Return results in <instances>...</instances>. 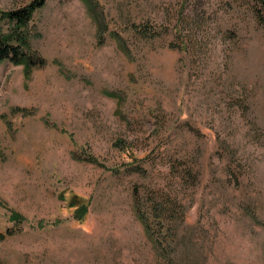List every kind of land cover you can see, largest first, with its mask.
<instances>
[{
  "label": "rangeland",
  "instance_id": "374dc122",
  "mask_svg": "<svg viewBox=\"0 0 264 264\" xmlns=\"http://www.w3.org/2000/svg\"><path fill=\"white\" fill-rule=\"evenodd\" d=\"M32 1L0 0V13ZM255 10L47 0L30 24L44 66L0 63V264H264ZM136 196L151 220L164 212L154 237Z\"/></svg>",
  "mask_w": 264,
  "mask_h": 264
},
{
  "label": "trees",
  "instance_id": "16d2710c",
  "mask_svg": "<svg viewBox=\"0 0 264 264\" xmlns=\"http://www.w3.org/2000/svg\"><path fill=\"white\" fill-rule=\"evenodd\" d=\"M254 2L256 3L254 17H256L257 24L264 28V0H254ZM46 3L47 0H33L26 7L0 13V63L8 61L15 66L24 65L29 72L34 67L44 66L45 60L40 55L32 56V53H30L32 40L30 37V24L33 22L35 14L41 11L46 6ZM144 35L148 36L149 34L144 33ZM135 199L138 219L143 222L147 234L150 237H154L155 235H152L154 220L162 221L161 223L163 224L165 222L164 212L156 210L154 220H151V217L147 216L146 211L142 208L141 197L136 196ZM72 206L76 209L74 219L77 220H82L89 211L87 204L79 205L73 202ZM10 222L20 225L25 222V219L19 212L13 211ZM40 223L39 227H42ZM156 243L158 244L159 242L156 240ZM166 260L168 264L178 263L176 255H169Z\"/></svg>",
  "mask_w": 264,
  "mask_h": 264
}]
</instances>
